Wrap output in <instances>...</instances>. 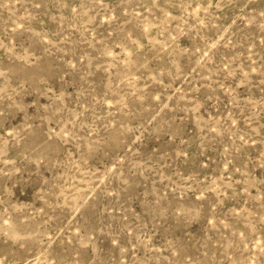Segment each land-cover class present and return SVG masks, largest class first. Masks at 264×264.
<instances>
[{
	"label": "rangeland",
	"instance_id": "374dc122",
	"mask_svg": "<svg viewBox=\"0 0 264 264\" xmlns=\"http://www.w3.org/2000/svg\"><path fill=\"white\" fill-rule=\"evenodd\" d=\"M0 264H264V0H0Z\"/></svg>",
	"mask_w": 264,
	"mask_h": 264
}]
</instances>
